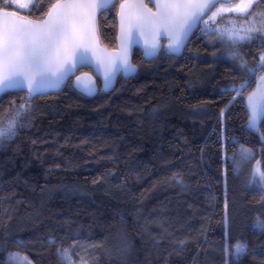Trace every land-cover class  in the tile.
Listing matches in <instances>:
<instances>
[{
  "label": "trees",
  "instance_id": "16d2710c",
  "mask_svg": "<svg viewBox=\"0 0 264 264\" xmlns=\"http://www.w3.org/2000/svg\"><path fill=\"white\" fill-rule=\"evenodd\" d=\"M124 1L98 12L107 49L116 48ZM34 3L39 11L20 15L43 20L49 0ZM225 17L221 28L236 16ZM237 51L254 67L264 34ZM240 63L197 28L180 53L164 40L155 56L135 48V74L110 90L96 80L87 97L71 78L59 92L32 98L0 147V264H19L10 253L66 264L64 249L87 264H264V184L251 180L257 161L264 164V121L259 131L248 128L245 103L264 72L233 100L230 90L245 75ZM22 98L26 92L0 95V111ZM226 241L231 252L246 243L247 252L226 255Z\"/></svg>",
  "mask_w": 264,
  "mask_h": 264
},
{
  "label": "snow or ice",
  "instance_id": "6c2138e0",
  "mask_svg": "<svg viewBox=\"0 0 264 264\" xmlns=\"http://www.w3.org/2000/svg\"><path fill=\"white\" fill-rule=\"evenodd\" d=\"M112 3L113 0H49L46 18L32 21L18 16L15 11H8V8L11 5L27 7L30 14L40 10L35 7L34 0H0V93L26 90V99L22 98L24 102L18 107L13 104L10 110L0 111V140L15 134L19 120L31 110L29 102L32 98L58 88L74 70L90 65L88 52L91 42L96 39V11ZM259 5H264V0H155L156 12H152L142 2L130 4L129 0H125L121 5V30L124 32L127 25L126 38L130 44L137 42V33L145 36L147 56H155L158 51L155 42L149 43V34H166L169 38L168 50L178 52L195 29L199 28L205 35L212 32L215 40L231 49L232 59L241 60L240 69L245 75L241 77V83L230 90L235 91V100L244 95L257 73L264 72V54L252 67L237 51L241 43L254 42L264 34V11L256 10ZM126 7L128 10L125 12ZM225 12L236 13L237 16L233 22L225 23L221 28L220 23L228 19ZM241 20L244 23H239ZM210 22L217 27L207 30L200 28V25ZM120 71L125 74L135 72L123 54L108 62L105 88L111 86L115 74ZM77 81H80V77H77ZM80 90L86 95L95 92L91 84H83ZM246 107L249 110V128L259 131L258 124L264 121V76L257 81V91L247 96ZM261 138L264 141V133ZM244 152L251 154L246 155L245 159L254 158L251 149H244ZM257 164L261 167L253 169L251 180L264 184V164L261 161H257ZM172 179L182 183L178 174H174ZM260 227L264 229V224ZM180 243L183 244V241ZM231 247L234 252L230 251L229 242L226 241V255L239 258L247 252V244L241 241ZM58 251L62 261L75 264L69 249ZM13 255L17 254L10 253V257ZM28 264H31L30 260Z\"/></svg>",
  "mask_w": 264,
  "mask_h": 264
},
{
  "label": "water",
  "instance_id": "95a60500",
  "mask_svg": "<svg viewBox=\"0 0 264 264\" xmlns=\"http://www.w3.org/2000/svg\"><path fill=\"white\" fill-rule=\"evenodd\" d=\"M115 1L116 0H113V3ZM145 1H148L152 5V8L148 7L145 4ZM141 2L146 6V8L151 9L152 12H156L155 0H129L130 4H136V3H141ZM124 3H125V1L122 4H124ZM107 8H108V6L105 9H102V11H106ZM127 10L128 9L126 7L124 9V11L126 12ZM99 11L100 10L96 11L95 19H94V24H95V28H96V32H95L96 39H94L91 42L90 50L88 52V55L90 57V65L77 68L70 75V77L67 78L64 81V83L61 84L58 88L52 89V90H50L49 92H47V93H45L43 95H37L35 97L45 96V95H47L49 93L59 92L61 90V88L67 83V81L70 80L71 78H73L74 87L79 89V90H80V88H81V86L83 84H91L92 86H94L95 92L92 95H86L85 94L87 97H93L96 94V91H97L96 80L100 81V83L102 84V88L104 90H110V89H112L114 87L115 82H116V80H117V78L119 76L127 77V76H132V75L135 74L136 69H135V72L130 73V74H125L123 71L117 72L115 74L113 80H112L111 86L108 87V88H105V86H104V76H105V71L107 69V64H108V62L110 60H112L113 58L119 57L121 54H123V55H126V57L128 59V62L134 67V65L132 64V55H133L134 49L135 48L139 49L145 56H147L146 55V51L148 49H147L146 44H145L146 37L145 36H140L138 33H137V42L136 43H131L130 44V43L127 42V38H126L127 25H125V31L124 32H122V30H121V12H122L121 6H120V8L118 10V15H117L116 48L115 49H107L106 47H104L102 45L101 41H100V38H99V35H98V29H97V15H98ZM18 16H22V15L18 14ZM25 18L28 19V20H31V19H29L27 17H25ZM32 21H35V20H32ZM147 39H148L149 43H152V42L156 43L157 48H158L157 53L160 50V41L161 40L166 41V48L168 50L169 38H168V36L166 34H163V33H160V34L152 33V34H149L147 36ZM188 40H187V42H188ZM187 42H186V44H187ZM186 44H185V46H186ZM184 47H182L178 52H171V53H180L184 49ZM147 57H150V56H147ZM83 69H90L92 71V73L85 72V71L78 73V71L83 70ZM77 77H80V81L79 82L77 81ZM7 92H26V90H24V91H20V90L5 91L3 93H0V95H2L4 93H7Z\"/></svg>",
  "mask_w": 264,
  "mask_h": 264
},
{
  "label": "rangeland",
  "instance_id": "374dc122",
  "mask_svg": "<svg viewBox=\"0 0 264 264\" xmlns=\"http://www.w3.org/2000/svg\"><path fill=\"white\" fill-rule=\"evenodd\" d=\"M235 2H238V0H235ZM12 9H16V10H12ZM28 8L27 7H18L17 5H11L9 6L8 8V11H15L16 13L18 14H22V12H24L25 10H27ZM23 15V14H22ZM210 15V14H209ZM225 16H228V15H231V16H237L236 13H227L225 12L224 13ZM207 18V17H206ZM211 23V22H210ZM209 23V24H210ZM264 54V52L262 53ZM264 74H262L261 76H263ZM260 76L256 77L255 78V81H254V85L252 87V89L245 95V103H246V98L247 96L251 93V92H254V91H257V81L259 80ZM248 109V108H247ZM249 111V110H248ZM249 121V119H248ZM246 126L249 128L248 126V122L246 123ZM13 136V135H12ZM9 138H6V139H3V140H0V147L3 146L7 141H8ZM71 256H72V260L75 261V264H87L86 261L84 259H82L81 257L79 256H76L71 250ZM11 259H14L16 260L19 264H28V261L29 259L25 256H21V255H13L10 257ZM32 264V263H31ZM67 264V262H66Z\"/></svg>",
  "mask_w": 264,
  "mask_h": 264
}]
</instances>
